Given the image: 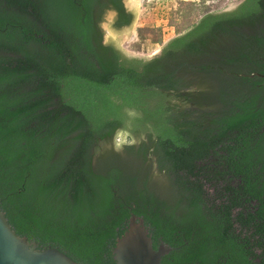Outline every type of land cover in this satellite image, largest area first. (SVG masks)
Returning a JSON list of instances; mask_svg holds the SVG:
<instances>
[{
	"label": "trees",
	"instance_id": "1",
	"mask_svg": "<svg viewBox=\"0 0 264 264\" xmlns=\"http://www.w3.org/2000/svg\"><path fill=\"white\" fill-rule=\"evenodd\" d=\"M181 0L150 59L105 42L122 0H0V209L80 264L131 214L162 264H264V0ZM162 44L161 27L138 28Z\"/></svg>",
	"mask_w": 264,
	"mask_h": 264
},
{
	"label": "water",
	"instance_id": "2",
	"mask_svg": "<svg viewBox=\"0 0 264 264\" xmlns=\"http://www.w3.org/2000/svg\"><path fill=\"white\" fill-rule=\"evenodd\" d=\"M128 1L131 6L134 5L132 9L136 18L138 0ZM170 250L171 248L166 244L155 248L144 218L132 213L128 228L118 237L112 253L116 264H162V256ZM0 264L80 263L56 247L39 249L37 242L16 233L8 222L5 212L0 209Z\"/></svg>",
	"mask_w": 264,
	"mask_h": 264
},
{
	"label": "rangeland",
	"instance_id": "3",
	"mask_svg": "<svg viewBox=\"0 0 264 264\" xmlns=\"http://www.w3.org/2000/svg\"><path fill=\"white\" fill-rule=\"evenodd\" d=\"M181 0H138V13L135 21L126 32H119L111 27L113 14L108 13L103 23L105 41L114 40L125 50L127 54L133 57L150 59L158 54L164 43L176 35L174 27L169 25V16L172 9L176 8ZM200 1V0H188ZM207 5L213 9L228 6L234 0H205ZM142 26L161 27L163 43H153L146 41L141 43L139 49H135L133 44L138 42V28Z\"/></svg>",
	"mask_w": 264,
	"mask_h": 264
},
{
	"label": "flooded vegetation",
	"instance_id": "4",
	"mask_svg": "<svg viewBox=\"0 0 264 264\" xmlns=\"http://www.w3.org/2000/svg\"><path fill=\"white\" fill-rule=\"evenodd\" d=\"M242 0H234V2H232L231 4H229L228 6H224L223 8H219V9H224V10H233L234 8H236L240 3H241ZM122 3H123V6L125 8V12L126 13H129L132 17V21L130 23H127V24H124V25H120L118 26L117 24L119 22L122 21V16L121 14L119 13V11L116 9V8H109L105 15H104V20L102 22V28H103V23L105 21V18H106V15L108 13H112L113 14V18H112V27L115 29V30H118L119 32H122L121 34H123V32H126L127 29H130V27L132 26L134 20H135V13H134V10L132 9L134 7V5H130L129 1L128 0H122ZM121 20V21H120ZM104 30V28H103ZM122 30V31H121ZM104 41H105V38H104ZM112 40H108V41H105V42H110ZM113 42L115 43V45H117L118 48H120L126 55L130 56L129 54H127L125 52L124 49H122L119 44L117 42H115L113 40Z\"/></svg>",
	"mask_w": 264,
	"mask_h": 264
}]
</instances>
